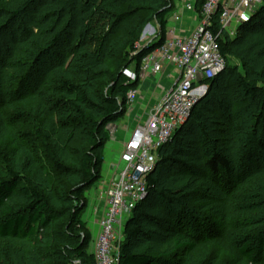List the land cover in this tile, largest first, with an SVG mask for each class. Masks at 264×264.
<instances>
[{"label": "trees", "instance_id": "trees-1", "mask_svg": "<svg viewBox=\"0 0 264 264\" xmlns=\"http://www.w3.org/2000/svg\"><path fill=\"white\" fill-rule=\"evenodd\" d=\"M174 1L0 0V264H96L86 192L139 86L123 69L165 41ZM220 14L225 69L158 148L116 264H264V0L234 37ZM5 109L30 121L31 145Z\"/></svg>", "mask_w": 264, "mask_h": 264}, {"label": "built area", "instance_id": "built-area-1", "mask_svg": "<svg viewBox=\"0 0 264 264\" xmlns=\"http://www.w3.org/2000/svg\"><path fill=\"white\" fill-rule=\"evenodd\" d=\"M261 2L204 0L199 13L196 0H179L180 10L171 19L181 24L186 12L197 13V25L186 34L181 33L178 25L167 27L165 41L141 58L139 69L135 63L123 69L129 83L139 82L143 75L160 74L166 65L175 66L180 74L174 85L159 96L156 106L147 112L146 120L133 130L121 155L120 180H113L108 189V206L95 241L96 264L118 261V242L130 212L147 193V176L156 168L158 148L170 141L175 129L189 119L193 107L207 92L208 85L202 80L213 78L225 69L226 58L219 43L221 34L213 32L212 16L220 10L222 29L234 37L239 25ZM138 95V87L128 92L129 106Z\"/></svg>", "mask_w": 264, "mask_h": 264}, {"label": "crops", "instance_id": "crops-1", "mask_svg": "<svg viewBox=\"0 0 264 264\" xmlns=\"http://www.w3.org/2000/svg\"><path fill=\"white\" fill-rule=\"evenodd\" d=\"M173 11L169 15L168 28L178 25L182 34H186L190 29L197 25L198 14L186 12L184 21L180 24L171 19V15L180 10L179 0L174 1ZM165 70L156 75H143L139 81V95L135 103L129 106L125 116L129 119L123 124L115 123L110 140L104 147L105 159L102 165L101 179L86 192L88 200L87 208L84 210L82 217L92 233V241L89 249L95 252V241L100 233V221L108 206L107 192L113 180L119 175L123 162L121 155L125 152L126 144L132 136L133 130L143 121L146 120L147 112L156 106L159 96L166 90L170 89L179 77V70L173 65H166ZM127 117V118H128Z\"/></svg>", "mask_w": 264, "mask_h": 264}, {"label": "rangeland", "instance_id": "rangeland-1", "mask_svg": "<svg viewBox=\"0 0 264 264\" xmlns=\"http://www.w3.org/2000/svg\"><path fill=\"white\" fill-rule=\"evenodd\" d=\"M256 8H257V6H255L253 8V10H255ZM151 25H152V27H150L146 32L143 31V33H142V37H143L142 42L143 43H146V42L150 41L154 37V35L157 33V31H158V26L155 23L154 24H151ZM153 28H155V30ZM232 65L238 67L239 68L238 71L241 74H244V69H243L242 66H240V64H239V62L237 60L236 61H233L232 62ZM108 84H109V82H103V83H101V86L103 87L104 91L107 89V85ZM239 112H240L241 115H244V117L245 116L249 117V114H251L253 112V110H252V108L249 105L243 104L241 106ZM4 113L6 115V121H8V123L10 125L12 124V125H15L17 127V129H18V135L22 138V140L24 141V143H26V144L28 143V144L31 145V138L32 137H30V130L32 129V125H31L30 121H28V120H16L14 118L13 111L11 109L10 110L9 109H5L4 110ZM127 117L128 116H125L124 115V117H122L123 119H121L119 121V124L120 123L121 124L122 123L124 124L127 121V119H129V117L128 118ZM245 125H249V119H247V118H246ZM109 131H110V134H112L113 133V127H109ZM218 229H219L218 231L212 232V237H215L216 238V236L218 234H221V232H222L221 230L222 229L221 228H218ZM226 238L229 241H236L235 240L236 238H237V241H240L241 236L238 237L235 234L227 233L226 234ZM223 258L225 260L227 258V255L226 254L223 255Z\"/></svg>", "mask_w": 264, "mask_h": 264}, {"label": "water", "instance_id": "water-1", "mask_svg": "<svg viewBox=\"0 0 264 264\" xmlns=\"http://www.w3.org/2000/svg\"><path fill=\"white\" fill-rule=\"evenodd\" d=\"M150 27H152V25L151 24H148L147 26H146V28L144 29V32H146ZM208 90V89H207ZM112 126H114V124H110L109 125V127H112ZM119 180H120V175H118L117 177H116V182H119Z\"/></svg>", "mask_w": 264, "mask_h": 264}]
</instances>
